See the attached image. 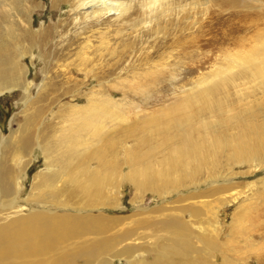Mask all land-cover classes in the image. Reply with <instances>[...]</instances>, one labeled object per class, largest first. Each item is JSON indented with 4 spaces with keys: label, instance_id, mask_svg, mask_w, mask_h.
I'll return each instance as SVG.
<instances>
[{
    "label": "bare ground",
    "instance_id": "obj_1",
    "mask_svg": "<svg viewBox=\"0 0 264 264\" xmlns=\"http://www.w3.org/2000/svg\"><path fill=\"white\" fill-rule=\"evenodd\" d=\"M26 1L0 0V96L18 89L30 90L28 69L20 66L17 47L12 46L18 37L28 40L31 48L40 43L42 33L32 29L33 22L16 34L15 13H25ZM249 2L261 3L260 9L252 7V18L249 9L242 15L236 10L248 7ZM80 3L89 8L93 19L110 15L121 18L127 10L120 0ZM227 3L234 9L232 19L219 23L226 26L232 48L222 47L221 40L216 48L230 60L216 69L213 80L197 77L181 87L179 93L187 99L182 101L194 99L195 107H187L190 110L168 126L173 127L174 136L166 137L171 142L170 156L162 159L167 173L156 172L151 166L152 157L142 158L144 153L158 156L152 155L155 144H150L152 149L143 148V140L129 135L128 139L137 144L133 148L145 152L139 156L130 154L124 162L129 166L149 162L139 170L142 175L151 172L137 181L139 191L160 197L206 180L212 186L226 185L231 178L216 179L220 175L217 168L223 162L249 161L251 155L264 150V113L258 114L264 100L251 101L256 92L264 93V29L259 28L260 20L256 19L264 17V0ZM241 31L245 40L239 35ZM41 45L46 48V36ZM54 79H58L56 72ZM231 90L235 92L232 99L228 97ZM175 101L181 100L176 96ZM255 108L257 113H253ZM222 112L227 117H222ZM39 117V113L23 116L17 131H10L6 137L0 133V264H116L114 261L124 259L127 264H220L221 258L229 255L221 257L220 231L201 226L203 204L196 209L182 206L162 212L158 220L146 216L131 219L128 223L133 227H126L130 217L109 214L116 208L111 210L107 204L105 189L113 186L110 176L118 174L120 181L124 165L118 162V149L123 148L110 150L116 144L109 143L113 135L120 133L119 124L124 119L117 102L110 97L86 98L83 106H72L65 113L59 130L58 121L41 129L35 126ZM39 155L45 170L34 174L30 193L25 197L27 170ZM18 157L23 159L19 164ZM237 209L242 214L244 204ZM211 212L216 216L212 209ZM188 216L199 220L196 227L187 220ZM252 261L258 264L261 255L254 254Z\"/></svg>",
    "mask_w": 264,
    "mask_h": 264
},
{
    "label": "rangeland",
    "instance_id": "obj_2",
    "mask_svg": "<svg viewBox=\"0 0 264 264\" xmlns=\"http://www.w3.org/2000/svg\"><path fill=\"white\" fill-rule=\"evenodd\" d=\"M80 1L27 0L24 7L27 14L15 13L18 18L16 34L20 35V29L33 22L32 29L47 37V45L46 48L41 45L42 36L39 40L42 47L36 44L31 48L29 41L20 37L14 40L17 44L13 41L20 66L28 69L26 81L31 85L28 92L18 89L0 96V133L8 136L10 131L18 130L23 116H37L38 113L40 117L35 126L41 129L47 123L58 121L59 130L65 113L72 106H83L86 98L110 97L124 114L123 123L119 124L120 133L109 141L116 144L113 145L115 149L110 150L123 148L118 149V162L124 165L120 181L118 174L110 176L113 186L105 189L107 204L111 210H118L109 214L130 217L126 223L142 216L158 220L162 212L182 206L196 209L203 204L201 226L212 229L210 231L219 230L221 257L229 253L221 258L220 264H254V254H260L262 261L258 264H264V150L251 155L249 161L223 162L217 168L221 177L216 179L231 178L226 185L214 183L212 186L206 180L196 186L173 189L160 197L137 188V181L151 173L146 171L142 175L139 170L140 167L145 169L149 162L135 166L124 162L130 154L139 156L145 152L134 149L137 144L128 139L133 135L137 141H144L143 148L152 149L150 144H155L152 155L157 153L158 156L144 153L142 158L152 157L151 166L156 172L167 173L162 159L170 156L171 142L166 137L174 136L173 127L168 126L187 113L190 110L187 107L192 104L191 108L195 107L194 99L182 101L187 99L179 93L181 87L197 77L213 80L216 69L230 60L221 55L216 44L221 40L222 47L232 48L226 26L219 23L231 18L234 11L231 3H227L228 0H154L149 4L152 0H120L127 6L123 17L110 15L93 19L89 16V8L81 6ZM253 6L260 9L261 3L249 2L248 7L236 10L242 15L249 9L252 18ZM256 19L260 20L259 28L264 29V17ZM0 27L3 32V25ZM239 35L246 39L244 31ZM55 72L58 79L53 80ZM234 93L231 90L228 97L231 95L232 99ZM176 96L181 101L176 102ZM263 100L262 91L251 97L252 103ZM258 111L253 109V113ZM263 113L264 108H261L258 114ZM221 114L227 117L226 112ZM22 160L18 157L17 163ZM43 163L39 155L28 167L25 197L30 193L34 174L45 170ZM240 204H244L242 214L237 209ZM187 220L194 227L199 221L189 216ZM126 225L134 226L133 223ZM114 262L127 264L125 259Z\"/></svg>",
    "mask_w": 264,
    "mask_h": 264
}]
</instances>
